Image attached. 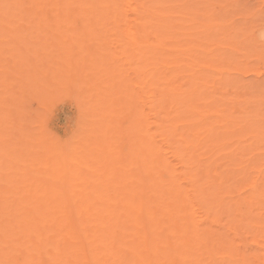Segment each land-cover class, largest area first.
Here are the masks:
<instances>
[{"label":"bare ground","instance_id":"1","mask_svg":"<svg viewBox=\"0 0 264 264\" xmlns=\"http://www.w3.org/2000/svg\"><path fill=\"white\" fill-rule=\"evenodd\" d=\"M205 1L0 0V264H264V61Z\"/></svg>","mask_w":264,"mask_h":264},{"label":"rangeland","instance_id":"2","mask_svg":"<svg viewBox=\"0 0 264 264\" xmlns=\"http://www.w3.org/2000/svg\"><path fill=\"white\" fill-rule=\"evenodd\" d=\"M238 1H240V2L235 3V1H233L234 3H232V4L231 3L229 4V0H228V2L227 1L223 2V0L222 1H220V0H216V1L215 0H209L208 2L207 1L203 2V4H201V2H199V5H201L200 7H202V9L204 11H207L205 13L201 10V12L204 13L206 16L204 17V15L202 14L203 17L202 16H200V17L203 20L204 19L207 20L208 19L207 17L211 18V15H212L213 17L216 16V17H214V20H216V21L217 20L218 21L223 20V22H224V20H226V22H224L225 24L228 22V20H230L229 22H231V19L233 22L235 21L234 23H237L235 25H239V23H240V25L242 24L241 25L242 28L240 27V25H239V27L237 26L238 29H240L237 36H236V34L234 35L233 33L230 32V34L233 35V37L230 35V37L228 38L227 36L229 35V33L227 35L226 34L227 31L225 33L224 32L222 33V34L226 35V38H228L229 40H233V41L239 40V42L236 41L237 44H239V45H236V50H234V52H232L231 55L228 54V56H230L232 58V60H234V58H235L236 62H238V64H240V65L246 64L245 66L248 65V67H255L256 65L258 66L260 64V62L264 61V43L262 40L263 37L260 38V36H262V35L264 36V0H238ZM221 2H223V3H221ZM226 2L229 5H227ZM224 4H226L227 6H225ZM199 5H198V7H199ZM212 19L213 18H211V20ZM209 21L210 20H207L206 22H209ZM229 22H228V24H229ZM247 26H248V28H247ZM242 29H244V30H242ZM259 29H260V31H259ZM250 30H252L254 32H252V35H251V37H249V40H247V39L245 40L244 39L245 36L243 34V31L248 33ZM219 31H221V29L218 30V32ZM218 32H216V33H218ZM214 34L215 33H213V35ZM222 34L219 35V36H221L220 37L221 39H222V36H224ZM256 35H257V37H256ZM258 35H260V36H258ZM216 36L220 40L219 36L215 35V37ZM211 38L213 39V37H211ZM255 39H257V41ZM259 39L262 41H258ZM215 41H217V40L215 39ZM212 48H214L213 45H212ZM218 52H219V49H218ZM227 53H230V52H227ZM241 53L243 54V57H242ZM242 77L244 79L243 80L244 85H245L244 87H246V91H248V92H245V89H243V91H244L243 94H242V89L235 91V92H238V94L240 93V95H239L240 98L239 97L238 98L242 99V95H243V98L244 97L249 98V96H250V98L254 99L255 97H258L257 99H259L260 103L257 101L258 105H255V106L259 107L260 112H262V114L264 115V72L258 73V74H255L253 72H246L245 74L242 75ZM216 82H218V81H216ZM248 82L251 84H249ZM216 85H217V83H216ZM248 85L250 86L249 88H248ZM244 87H242V88H244ZM224 89L225 88H223L222 90H224ZM229 89H228V92H229ZM231 89L234 90V88H231ZM233 90H230L229 93L231 94L233 92ZM225 91L227 92V90H225ZM225 91H223V92L225 93ZM219 92H222V91L219 90ZM224 93L222 94V97L224 96ZM229 93H227V94L225 93L227 96L225 95L224 97L226 98V97H228V95L230 97V96H232V94H234V95L236 94V93H232L230 95ZM216 94H218V96H219L221 93H216ZM218 98H220V97H217V99ZM252 104L254 105V103H251V105ZM68 110H72V108H68L67 106H65V111H68ZM261 150L264 152V148H262Z\"/></svg>","mask_w":264,"mask_h":264}]
</instances>
